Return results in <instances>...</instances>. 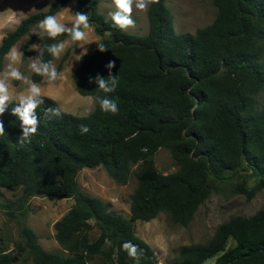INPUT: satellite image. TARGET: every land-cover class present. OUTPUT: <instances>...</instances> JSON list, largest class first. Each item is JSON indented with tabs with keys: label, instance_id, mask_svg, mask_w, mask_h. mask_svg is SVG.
I'll list each match as a JSON object with an SVG mask.
<instances>
[{
	"label": "trees",
	"instance_id": "obj_1",
	"mask_svg": "<svg viewBox=\"0 0 264 264\" xmlns=\"http://www.w3.org/2000/svg\"><path fill=\"white\" fill-rule=\"evenodd\" d=\"M67 1H51L45 11L28 14L5 33L0 70L10 47ZM211 2L214 18L188 33L173 30L165 1L158 0L146 10V34L137 36L98 13L97 0H76L99 39L78 56L71 72L73 86L82 96L107 95L119 111L102 112L93 100L90 112L74 115L42 95L37 132L24 144L18 143L19 120L11 114L15 101L0 116L5 125L0 136V186L20 188L19 195L0 203V208L13 218L14 211L25 210L31 196L73 200L52 224L62 253L41 249L34 232L19 227L15 248L20 254L27 252L32 264H136L122 249L124 242L142 251L139 264H156L155 252L134 234L133 221H149L164 210L175 223L187 225L208 197L212 181L237 177L241 180L236 189L248 197L264 188V99L259 107L255 100L264 90V0ZM36 36L25 40L23 53ZM66 38L67 33L55 39L39 37L38 47ZM98 43L107 50L100 52ZM67 55L65 50L61 62ZM43 58L53 59L47 52ZM110 61L115 62L111 70ZM110 73L118 78L112 93L89 83L90 78H107ZM40 77L31 74L33 81ZM49 108H59L61 114L45 119ZM81 126L89 131L82 134ZM160 147L173 159V172L162 174L154 168L151 156ZM133 165L137 169L131 171ZM96 166L117 184L133 173L136 184L129 195L128 218L77 188V172ZM247 177L254 178L249 189L244 186ZM93 228L98 235L89 240ZM228 238L233 244L225 248ZM212 239L217 254L210 242L191 243L181 246L178 259L170 264H201L212 256L213 264H264V208L228 217L215 228ZM0 264H13V255L0 249Z\"/></svg>",
	"mask_w": 264,
	"mask_h": 264
},
{
	"label": "rangeland",
	"instance_id": "obj_2",
	"mask_svg": "<svg viewBox=\"0 0 264 264\" xmlns=\"http://www.w3.org/2000/svg\"><path fill=\"white\" fill-rule=\"evenodd\" d=\"M51 1L53 0H0V34L5 35L28 14L45 11ZM164 1L175 32L193 33L195 29L210 23L215 16L216 10L211 0ZM97 2V12L106 17L109 16V12L115 10L112 0H97ZM12 11L15 12V15ZM76 13H83L81 7L76 3V0H68L54 15L70 26ZM132 19L135 26L124 31L137 36L145 35L147 32L146 11L133 7ZM37 25L38 23L19 38L10 49L16 47L23 53L24 42L35 33ZM84 31L86 32L84 41L66 47L68 55L65 60L61 62V57L58 60L52 59L63 79L54 83L47 82L44 77H40L38 81L31 79L33 72L29 70L28 65L32 58L37 57V51L33 48L34 46L38 47V35L26 47L21 58L22 62L17 65L25 76L41 87L42 95L53 99L62 111L74 115H85L93 108V100L89 99L90 96L79 95L71 79V72L78 56L83 52H89L92 45L99 39L91 26ZM68 39L69 37L63 41ZM7 63L5 54L0 72L5 70ZM262 64L264 66V53L262 54ZM26 87L21 81H11L10 91L18 94ZM263 99L264 90L255 95L256 107L261 105ZM151 158L154 168L162 174L173 172L176 169L173 159L165 148H158ZM136 169V165L131 167V171ZM75 180L79 191L108 202L110 211L119 213L125 218L129 217V195L136 184L132 172L124 184H117L102 166L81 168L77 172ZM240 180L237 177H228L220 183L212 181L208 197L197 207L187 225L181 226L175 223L169 214L162 210L149 221H133L134 234L155 252L156 264H170L173 260L178 259L177 251L181 246L197 242H210L212 249L217 254L218 245L212 239V235L220 223L232 215L248 216L264 208V188L258 189L248 197L236 189L235 183ZM253 184L254 178L247 177L244 183L246 189H249ZM19 190V187L4 188L0 186V203L13 201L19 195ZM72 202L70 197L31 196L25 210L14 211L13 218L8 217L6 210L0 208V249H5L13 255V264H32L31 256L27 252L20 254L15 248V243L20 240L19 227L24 225L37 236V242L41 249L62 253L63 251L54 240L52 224L66 212ZM97 235L98 230L93 228L89 231V240L95 239ZM232 244V239L228 238L225 248ZM213 260L214 256L205 259L201 264H213Z\"/></svg>",
	"mask_w": 264,
	"mask_h": 264
},
{
	"label": "clouds",
	"instance_id": "obj_3",
	"mask_svg": "<svg viewBox=\"0 0 264 264\" xmlns=\"http://www.w3.org/2000/svg\"><path fill=\"white\" fill-rule=\"evenodd\" d=\"M158 0H112L115 10L109 12V17L112 24L120 30H127L134 27L135 22L132 19L133 7L141 11H146L148 6L157 3ZM66 10L70 11L66 8ZM13 12V11H12ZM15 15V12H13ZM38 32L34 33L38 37L45 36L55 39L56 37L67 33L69 39L44 47H35L38 52L36 58H32L28 68L31 72L46 78L47 82L54 83L57 80L63 79L62 75L57 71L53 60H44V53L47 52L55 60L60 59L66 50V47L86 39L85 29L90 28L89 17L87 13H76L71 22V26L57 19L55 15L46 16L38 22ZM5 39V36L0 34V42ZM97 49L104 52L106 49L103 43L97 44ZM86 52V50H85ZM83 54H85L83 52ZM23 53L16 47H13L6 53L8 63L5 65V70L0 72V116L8 109L9 105L15 100L16 106L12 108L11 114L18 118L21 135L18 137V143L24 144L29 142L31 137L37 132L40 118L37 115V108L44 103L42 98L41 87L33 82L29 77L25 76L17 67L22 62ZM115 66L114 61L107 64V68L111 70ZM11 81H21L27 87L20 93L14 94L10 91ZM95 83L98 91L105 94L112 93L118 86V78L116 75H108L107 78L97 75L95 78H90L89 83ZM99 104L100 110L105 113L116 114L119 111L118 104L115 100L108 98L107 95L89 97ZM61 110L59 108H49L45 110L44 118L49 119L52 116H59ZM82 134L89 131L86 126H81ZM5 134V125L0 120V136ZM136 133L133 134L134 138ZM122 249L127 252V255L139 264L142 251L131 242H124Z\"/></svg>",
	"mask_w": 264,
	"mask_h": 264
},
{
	"label": "crops",
	"instance_id": "obj_4",
	"mask_svg": "<svg viewBox=\"0 0 264 264\" xmlns=\"http://www.w3.org/2000/svg\"><path fill=\"white\" fill-rule=\"evenodd\" d=\"M213 262H214V260H213Z\"/></svg>",
	"mask_w": 264,
	"mask_h": 264
}]
</instances>
